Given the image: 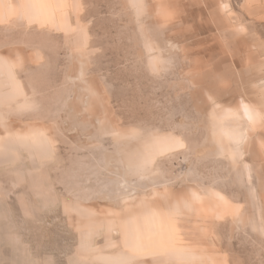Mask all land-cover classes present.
Returning a JSON list of instances; mask_svg holds the SVG:
<instances>
[{
	"label": "rangeland",
	"instance_id": "rangeland-1",
	"mask_svg": "<svg viewBox=\"0 0 264 264\" xmlns=\"http://www.w3.org/2000/svg\"><path fill=\"white\" fill-rule=\"evenodd\" d=\"M0 264H264V0H0Z\"/></svg>",
	"mask_w": 264,
	"mask_h": 264
},
{
	"label": "bare ground",
	"instance_id": "bare-ground-1",
	"mask_svg": "<svg viewBox=\"0 0 264 264\" xmlns=\"http://www.w3.org/2000/svg\"><path fill=\"white\" fill-rule=\"evenodd\" d=\"M247 113H248V111H247ZM232 115V114H231Z\"/></svg>",
	"mask_w": 264,
	"mask_h": 264
}]
</instances>
